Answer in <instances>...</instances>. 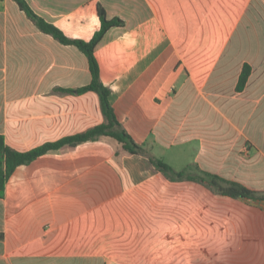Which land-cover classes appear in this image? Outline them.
I'll return each instance as SVG.
<instances>
[{
    "label": "crops",
    "instance_id": "crops-1",
    "mask_svg": "<svg viewBox=\"0 0 264 264\" xmlns=\"http://www.w3.org/2000/svg\"><path fill=\"white\" fill-rule=\"evenodd\" d=\"M70 39L121 27L94 50L123 129L49 151L8 178L0 264H264V0H25ZM249 76L238 88L243 68ZM87 58L0 0V136L26 152L106 123ZM225 187V184H222Z\"/></svg>",
    "mask_w": 264,
    "mask_h": 264
},
{
    "label": "trees",
    "instance_id": "trees-1",
    "mask_svg": "<svg viewBox=\"0 0 264 264\" xmlns=\"http://www.w3.org/2000/svg\"><path fill=\"white\" fill-rule=\"evenodd\" d=\"M21 11L35 24V26L42 33L51 36L54 40L61 45L73 46L86 56L89 72L91 75V81L89 85L83 87L75 93H83L86 91L95 92L101 101V108L106 119V123L89 129L87 132L79 135L65 137L59 141L53 143H45L39 147L26 152H18L10 149L5 145L4 139L0 136V198L4 195L5 184L13 173L15 168L28 165L38 157L46 154L49 151H56L63 146H76L78 144L97 141L100 139H111L115 141L121 149L130 155H143L148 158L149 163L164 176L171 179L181 178L182 175L174 172L163 161L146 156L142 147L136 144L132 138L123 129L122 125L116 119L113 108L110 104V90L105 87L99 78V65L94 55V50L101 42L106 32L113 27L123 26V22L119 19H108L104 9L97 6V16L100 21V28L97 30L89 41H83L79 39H70L66 37L62 31H60L54 25L45 22L42 18L37 16L31 8L28 6L25 0H13ZM249 68L245 66L239 78L238 88L242 89L249 76ZM209 184L214 186L218 192L223 195H227L231 198H243L250 201L264 200V196H259L254 192L249 191L245 187L237 183H223L219 178L211 176ZM222 184L226 186L223 187Z\"/></svg>",
    "mask_w": 264,
    "mask_h": 264
},
{
    "label": "water",
    "instance_id": "water-1",
    "mask_svg": "<svg viewBox=\"0 0 264 264\" xmlns=\"http://www.w3.org/2000/svg\"><path fill=\"white\" fill-rule=\"evenodd\" d=\"M247 200V199H246ZM250 201V200H249ZM252 202L256 203V204H259V203H264V200H253Z\"/></svg>",
    "mask_w": 264,
    "mask_h": 264
}]
</instances>
